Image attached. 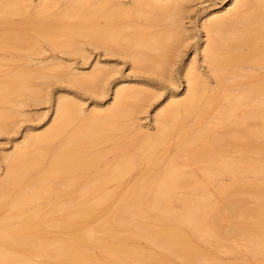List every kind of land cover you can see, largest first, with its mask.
Returning <instances> with one entry per match:
<instances>
[{"label":"bare ground","instance_id":"6f19581e","mask_svg":"<svg viewBox=\"0 0 264 264\" xmlns=\"http://www.w3.org/2000/svg\"><path fill=\"white\" fill-rule=\"evenodd\" d=\"M60 1L66 6L58 10L55 6ZM188 1L135 0L126 8L120 0H38L35 4L0 0V24L11 23L22 9L33 7L24 23L33 35L0 36V49L38 51L36 38H42L53 48L81 52L75 41L80 36L105 50L128 55L139 68L164 73L172 47L184 36L177 15ZM130 17L143 18L145 26L135 25ZM154 25L162 28L149 31ZM200 27L205 39L199 51L216 84L206 82L195 61L185 65V94L176 96L175 87L168 104L155 113L154 132L137 130L141 133L134 141L137 152L125 151L133 142L117 143V139L133 127L138 101L148 98L150 85L121 81L105 109L95 106L87 112L82 103L59 96L53 124L40 133L27 132L20 144L2 155L7 172L0 179V211L6 209L0 217V264L31 263L18 253L50 263H98L106 253L108 264H165L160 254L138 249L142 260L132 263L128 252L136 247L137 239L166 250L176 264H219L214 250H232L221 241L233 237L242 240L253 255H264V182L245 187L242 178L264 170V0H222L202 12ZM46 67L42 63L26 66L0 79V103L15 95L25 81L47 77ZM53 69L50 76L56 78L73 70L69 66ZM113 70L96 63L91 74L82 76L76 69L71 73L77 83L103 93V83ZM232 86H238L237 92ZM242 106L245 112L238 115ZM12 116L13 112L0 110V131ZM191 117L199 126L194 132L184 129ZM212 119L214 127L223 128L224 133L209 141ZM171 140L175 152L161 169L159 161ZM107 143L120 152L113 162L103 164L106 152L101 146ZM236 153L239 156H233ZM195 163L203 164L199 178L187 170ZM137 168L139 179L94 224L95 211L110 202L113 189L120 186L109 183ZM222 175L230 181L218 184L217 192L243 190L246 197L232 194L221 204L212 201L205 186ZM180 187L188 190L187 195L171 196ZM70 192L76 194L72 199L57 201ZM249 193L257 198L255 208L245 204ZM45 202L50 203L46 210ZM225 219L228 226L222 224ZM91 247L99 254L89 253Z\"/></svg>","mask_w":264,"mask_h":264},{"label":"rangeland","instance_id":"374dc122","mask_svg":"<svg viewBox=\"0 0 264 264\" xmlns=\"http://www.w3.org/2000/svg\"><path fill=\"white\" fill-rule=\"evenodd\" d=\"M31 1L35 4L38 0ZM133 1L135 0H120V4L123 7L130 8ZM221 2L222 0H189L186 3L183 12L177 15V18H180L179 20L183 23L184 36L172 47V55L167 58L168 67L164 73L156 72L151 69L139 68L133 61H131L128 55L122 52L105 50L104 46L91 44L89 40L80 36L77 37L75 41L80 47L81 52H70V50L53 48L42 38H36L39 49L38 51L20 48H13L11 50L0 49V79L5 78L17 70H21L26 66L33 68L41 63L47 66L45 71L47 77H34L29 81H25L18 92L12 93L15 95L10 96L5 102L0 103V110L13 112V116L6 120V129L0 131V179H3L7 172V163L3 160L2 155L6 152H11L15 145L20 144L24 140V136L27 132L33 131L40 133L53 124L55 106L59 96H68L70 100L82 103L83 108L87 112L95 106L105 109L112 102V92L115 89L116 83L121 81L130 82L132 84L141 81L144 82L143 84L150 85L148 87V91L150 92L148 98L138 101L139 107L131 120L133 127L130 128L127 134H124L117 139V143L124 142L131 144L130 142H133L125 151H128L129 153L137 152V144H134V141L138 140L140 138L139 134H141L138 133L139 131L137 130L143 132L148 129L151 132H154L155 123L153 120L155 113L168 104L172 92L176 91L175 87H178V92L174 93L176 96L181 97L185 94L186 83L182 73L185 65L188 63L194 64L195 61L198 73L203 75L206 82L209 83L210 86L216 84L214 75L210 72L209 67L203 61L202 53L199 51L200 46L203 45L205 39V32L200 27V16L203 11L211 9L216 5L221 4ZM65 6L66 4L60 1L56 3L55 8L59 10ZM32 8L33 7H27L22 9L21 13L13 16V21L11 23L0 24V36H15L20 32L33 35V32H31V30L27 28V25L24 24L26 23ZM128 19L138 26H145L146 24L143 18L130 17ZM98 21L100 24L104 23L102 17H100ZM161 28V25H154L149 28V31H156ZM29 59L32 60L28 65L27 63ZM96 63H99L100 66L115 68V71L113 70L106 79V82L104 81L103 83V88H105L103 93L98 92L94 87H91L93 89H90V87H85L77 83L73 79L74 77H72L73 75L71 73L76 69V72L80 73L82 76L91 74ZM54 66H58L59 68L61 66H69L70 68H73V70L69 71L67 76L64 74L61 77L56 78L50 76L52 72H54ZM235 86H232V90L234 89L233 91L237 92L235 89L238 88V86ZM28 97L41 99L36 100ZM21 102H23L22 105H17L15 106L16 108L12 107L15 103L20 104ZM223 103H226V101H223ZM243 107L245 108V106H242L241 109L239 108V111H237L238 115L244 114L245 111L243 112V110L246 108L243 109ZM16 111H19L20 113ZM258 120L259 118H257L256 121L254 119L253 122L257 123ZM194 121L195 119L191 117L187 121L184 129H189L190 132L196 131L199 126L194 124ZM214 121L215 119L211 120V126L213 129L210 131L207 138L209 141L211 138L213 140L220 137L222 135L221 133H224L223 128L214 127ZM76 123L77 122L75 121L72 125L68 126L67 131L69 132ZM173 143L174 140H171V142L168 143V151L160 159L158 165L159 168L161 167V169H165V166L170 162L171 157L175 152ZM101 147L106 152L103 164H109L118 158L120 151L119 149H115L113 144L107 143L103 144ZM198 147L197 144L193 146V149H197ZM233 156H239V154L236 153L233 154ZM256 157L261 159L260 155H257ZM185 158L186 157L182 156L183 160ZM187 170L194 173L198 178L204 173L203 164L201 163L191 164L187 167ZM140 173L141 170L137 168L132 170V172L122 180L109 183V185L113 186L118 183L120 186L113 189L114 197L112 200L101 205L100 208L95 211V217L93 219L94 224H98L108 207L116 202V199L125 193L135 180L137 181L139 179ZM242 178L245 179L243 180L245 181V187L253 185L256 182H264V170L257 175L253 173L244 174L242 175ZM229 181L230 177L228 175H222L217 179L208 181L205 188L209 191L212 201L221 204L226 197L232 194L246 197L245 191L243 190L227 192L225 194L217 192L216 188L218 184H227ZM187 193L188 190L186 188L180 187L170 194L174 197H182L187 195ZM195 194L199 195L196 192ZM249 194L250 196L247 198V202L249 203L245 204L248 205L247 207L255 208L258 203L257 198L256 196H253L255 199L252 197V195L255 194ZM75 195L76 194L72 192L62 194L58 197L57 201H67L69 198L72 199ZM49 206L50 203L45 202L43 204V209L46 210ZM245 206L242 207L245 208ZM174 210L178 211L179 207L175 205ZM5 214L6 209L0 211V217H3ZM238 218L242 219L241 216ZM222 224L228 226L230 222L225 219ZM246 225H250L248 220H246ZM52 233L57 240L61 238L56 228L52 229ZM238 239V237H233L231 240H228L229 242H227V240L221 241L223 244L226 243L224 245L232 248V250L228 252L224 250H221L222 252L214 250V252H216L215 257L219 264H264V255L259 254L255 256L248 252L245 250L242 240ZM135 245L136 247L134 249L131 248L132 250L130 249L128 252L129 260H132V263L142 260L143 256L137 251L144 250L149 253L155 252L160 254V256H162V261L165 264H176L174 258L169 257L166 254V250L157 248L144 239H137ZM199 245L204 246L203 241H199ZM88 252L93 255L99 254V250L94 247H91ZM18 255L29 259L31 262L30 264H70L66 260H60L56 263L45 262L41 257L33 254L26 255L18 253ZM101 255L102 257L98 263L92 264H108L104 258L107 257L108 254L102 253Z\"/></svg>","mask_w":264,"mask_h":264}]
</instances>
